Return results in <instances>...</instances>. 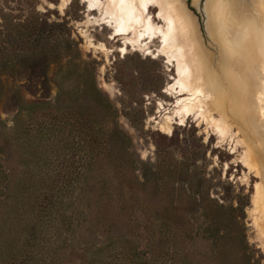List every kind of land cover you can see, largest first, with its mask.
Returning a JSON list of instances; mask_svg holds the SVG:
<instances>
[{
  "label": "rangeland",
  "instance_id": "obj_1",
  "mask_svg": "<svg viewBox=\"0 0 264 264\" xmlns=\"http://www.w3.org/2000/svg\"><path fill=\"white\" fill-rule=\"evenodd\" d=\"M109 1L0 0V264H264V0H231V45L217 0H150L149 32ZM185 32L206 70L180 95Z\"/></svg>",
  "mask_w": 264,
  "mask_h": 264
},
{
  "label": "bare ground",
  "instance_id": "obj_2",
  "mask_svg": "<svg viewBox=\"0 0 264 264\" xmlns=\"http://www.w3.org/2000/svg\"><path fill=\"white\" fill-rule=\"evenodd\" d=\"M196 1H198V0H196ZM215 3H216L215 4V9H216L215 13H216V16L218 17L217 20H215V25H217V27L219 28V30L221 32L222 39L225 40L226 42H228L229 45H231L234 42L230 41L232 39L227 34V28L228 27L232 28L234 23L241 21V19L243 18L242 11H240V12L238 11V9H240L241 6H239V5L234 6V3H232L231 0H217ZM152 4H153V2H152ZM106 7L108 8V10L113 9L111 11L114 12V17L116 20L121 15L122 18L128 23L129 22L130 23H137V22L142 23V27L148 32L151 31L152 28L154 29V26L151 28L150 23L148 21H146V18L144 17L145 13L147 12L148 8L150 7V0H110L108 2V4L106 5ZM158 8H159V6H158ZM92 10H95V9H92ZM106 12H108V11H106ZM171 13H173V11H171ZM178 17L180 19L179 10H176L172 16V18L175 19L174 23H176V21L178 20L177 19ZM163 21H164V19H163ZM181 22H183V21L181 20ZM169 24L171 25L172 23H169ZM256 25H258L259 28H256ZM134 28H136V27H134ZM248 28H249V30H248L249 37H248V42H247V50H248L247 57L250 60L246 61V62L244 61L245 62L244 67L247 69L252 68V67H253V69L260 68V71L264 73V50L260 47V44H259V41L261 40L259 38L260 37L259 35H261L263 31L260 29L261 27L258 23V19L254 18L253 21L248 22ZM163 30H165V29H163ZM170 32H172V30ZM173 34H170V35L165 34L166 38L168 39V42L166 44L164 43L165 45L163 47H161L160 53L163 56L168 57L169 60L171 62H173L174 68L176 69L177 75H178V80L176 82L178 86H176V87H179L178 93L180 95H184V94L193 92V87L196 83V80L198 79V77L195 73V67L198 69V72H199L198 76L201 77L203 75V74H201L202 71L206 70V65H205L204 57L198 52L195 53V50H188V49L184 50V48H183V49L178 51L180 45H183V44L187 43L188 40L192 39V37H193L192 34L189 35V34H187V32L183 33V38L181 40H179L178 42H176V39H175ZM136 38H137V36H136ZM225 51L223 52V49H222V52L224 53V55L225 54L227 55V51H226V53H225ZM226 55H225V59L227 60ZM225 64L227 65L226 62H225ZM256 77H257V75H255V73H254L253 81L251 82V85H249V87H248V91H250V92L252 91L254 94L253 96H255L257 94V92H259L261 90L264 91V87L258 88L257 86L254 85V82H255L254 79ZM263 81H264V79H263ZM171 89H174V86H172ZM166 91H168V90H166ZM199 99L200 98H198V96L195 95L194 98H189L187 100H184V102H183L184 106L181 109L177 110L175 112V114L176 115L184 114L186 117H190L192 115L199 114L201 112ZM218 102L221 103L220 101H218ZM162 106H163V104H162ZM212 110L213 111H219L221 113V109L218 108V106L215 107L214 105H212ZM167 118H168L167 126H161V129H160L161 131H163L166 134H168V133H170V131H172L171 122L173 119L171 116H168ZM225 119H226V117H225ZM220 122H222V123H220ZM215 123L217 124L215 126L217 128H219L221 125L225 124V121L217 120ZM213 130H215V129H213ZM220 136H222V135H220ZM222 137H224V136H222Z\"/></svg>",
  "mask_w": 264,
  "mask_h": 264
},
{
  "label": "trees",
  "instance_id": "obj_3",
  "mask_svg": "<svg viewBox=\"0 0 264 264\" xmlns=\"http://www.w3.org/2000/svg\"><path fill=\"white\" fill-rule=\"evenodd\" d=\"M36 105H40V104H36Z\"/></svg>",
  "mask_w": 264,
  "mask_h": 264
}]
</instances>
